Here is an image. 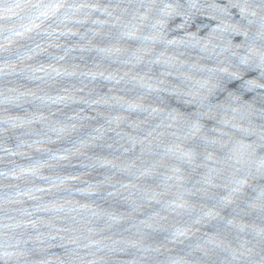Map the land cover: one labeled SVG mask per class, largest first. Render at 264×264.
I'll return each instance as SVG.
<instances>
[{
	"label": "water",
	"instance_id": "obj_1",
	"mask_svg": "<svg viewBox=\"0 0 264 264\" xmlns=\"http://www.w3.org/2000/svg\"><path fill=\"white\" fill-rule=\"evenodd\" d=\"M0 264H264V0H0Z\"/></svg>",
	"mask_w": 264,
	"mask_h": 264
}]
</instances>
